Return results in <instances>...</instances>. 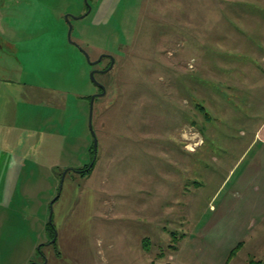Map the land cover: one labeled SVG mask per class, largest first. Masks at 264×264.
<instances>
[{
    "label": "rangeland",
    "instance_id": "obj_1",
    "mask_svg": "<svg viewBox=\"0 0 264 264\" xmlns=\"http://www.w3.org/2000/svg\"><path fill=\"white\" fill-rule=\"evenodd\" d=\"M254 14L264 0H0V126L15 129L25 159L63 130L65 158L79 160L52 204L59 236L41 247L51 260L228 264L238 243L229 264L264 255V147L247 149L263 118L226 70L245 60L241 46L264 45L235 32L241 19L254 35ZM92 71L105 94L93 103L95 163L80 173L92 161Z\"/></svg>",
    "mask_w": 264,
    "mask_h": 264
},
{
    "label": "crops",
    "instance_id": "obj_2",
    "mask_svg": "<svg viewBox=\"0 0 264 264\" xmlns=\"http://www.w3.org/2000/svg\"><path fill=\"white\" fill-rule=\"evenodd\" d=\"M253 19L256 24L260 23V29L256 28V26L254 27L256 29L254 35L242 28V25L243 27L245 26L246 21L241 19L239 22L242 25L239 23L240 27L235 32L238 33L240 29L243 36L263 38L264 15L254 14ZM261 42L263 41L261 40ZM256 46H241L238 50L239 59L243 58L245 60L242 64H238L237 68L231 66L226 69L229 70V73L236 70L237 74L233 77L236 80L244 81V84L242 83L243 86L247 85V88L241 93L244 96L242 101L247 103V107L252 113L250 117H260V120L263 118V120L255 124L257 126L252 132L253 136L247 149L253 143H259L264 147V113L263 115L257 114L258 110H263L264 112V69L263 67L255 66L251 62V60L259 61L260 59L264 64V45ZM1 49L3 48L0 44V51ZM230 61L232 60L230 59ZM222 73L223 75L228 74V72ZM237 85L240 86L241 83ZM237 91L238 94L240 89L238 88ZM6 103H9L7 97L0 95V123L4 122V116L2 115H5ZM260 103L262 104L260 105ZM65 139L63 130L56 131L53 129L49 136L45 134V140H43L41 145L34 146L35 151H41L39 156L35 158L34 154L31 158L25 159V156L29 155L14 151L15 147L21 142L20 137L15 133V129L6 132L0 126V166L3 160L6 161V163L4 162V174L1 176L5 183L0 187V199H4L7 204L8 198H16L13 205H8V208L5 204L0 203V264H58L54 262L55 259L51 260L47 252L41 247L54 244L51 243L54 236L50 238L51 232L48 233L46 222H49L47 219L49 217V205L54 199L52 197L54 195L58 196L53 202L54 205L57 203L59 196L61 197V193L59 195L57 193L60 188L62 175L69 170L67 168L77 169L79 165V160L74 159L71 165L65 158L66 153H68ZM88 147L86 145L85 150L88 151ZM41 154L44 157H40ZM85 155L89 157L86 152ZM83 159L87 161V158ZM7 172H9L8 177H6ZM23 173L25 174L23 183L27 184L22 183L23 185L19 186L18 181ZM66 173L62 181L61 192L64 188ZM33 183L36 184L34 185ZM81 193L83 194V191ZM23 197L28 199V203L22 201ZM52 209V218H54L55 206L53 208L52 205ZM24 215L26 216L22 217ZM55 227H58V225L56 226L55 224ZM55 229L57 230V228ZM58 236L59 234L56 231L55 242ZM196 254H203V252L197 250ZM59 257H57V260ZM76 261L80 263V258H77ZM246 261L247 264H264V255L253 254L248 256ZM91 264H94V262L92 261Z\"/></svg>",
    "mask_w": 264,
    "mask_h": 264
},
{
    "label": "water",
    "instance_id": "obj_3",
    "mask_svg": "<svg viewBox=\"0 0 264 264\" xmlns=\"http://www.w3.org/2000/svg\"><path fill=\"white\" fill-rule=\"evenodd\" d=\"M89 11H90V8H88L87 14L89 13ZM70 31H71V26H69V32H70ZM74 45H75V44H74ZM103 56H105V55H102V56H101L96 62H92V63L89 62L90 65H94V64L98 63V62L103 58ZM108 56H109V55H108ZM109 58H111V64H110V66H109L105 71H100V72H106L107 70H109V69L112 68V65H113L114 60H113V58H112L111 56H109ZM94 74H95V71H92V72L90 73V77H91L93 83L101 89V93H100V94H94V95H92V96L90 97V100H89V104H90V106H89V115H88V125H89L90 133H91V135L93 136V151H94V157H93L92 161H91L90 164H89V168L91 167V165H92V164L94 163V161H95V154H96V150H97V141H96L95 136H94L93 127H92V122H91L92 114H93V103H94L95 98H97V97H99V96H103V95L105 94V88H104V86L100 85L98 82L95 81V79H94ZM65 172H66V171H65ZM65 172L63 173L62 178H61L60 189H61V186H62V181H63L64 175H65ZM59 191H60V190H59ZM56 199H57V196L54 197V199L51 201L50 206H49V207H50V213H49V217H48L49 222L52 221V211H53V209H52V204H53V202H54ZM55 237H56V234L54 235V238L51 240V243H54V242H55Z\"/></svg>",
    "mask_w": 264,
    "mask_h": 264
},
{
    "label": "trees",
    "instance_id": "obj_4",
    "mask_svg": "<svg viewBox=\"0 0 264 264\" xmlns=\"http://www.w3.org/2000/svg\"><path fill=\"white\" fill-rule=\"evenodd\" d=\"M90 97H91V96H88L87 100H90ZM89 151H90V153H91V156H90L89 161H91L92 158L94 157L93 144H91V146H90V148H89ZM89 163H90V162H89ZM89 163H88L86 166H84L82 169L79 170L80 173H81L82 171H85V169L89 167ZM94 163H95V162H94ZM94 163L91 165V167L89 168V170H88L87 173L90 172V170L92 169ZM47 225H48L49 230L51 231L50 238H53V236H54V230H55V229H54V225H53L51 222H48ZM171 235H172V238H175V237H176V235H174V233H172ZM241 245H242V243H238V244H237V245L231 250L230 255H229V260H230V259L233 257V255L236 253L237 248H238V247L240 248ZM175 249H176V248H175ZM152 264H154V263H152ZM226 264H227V263H226Z\"/></svg>",
    "mask_w": 264,
    "mask_h": 264
},
{
    "label": "flooded vegetation",
    "instance_id": "obj_5",
    "mask_svg": "<svg viewBox=\"0 0 264 264\" xmlns=\"http://www.w3.org/2000/svg\"><path fill=\"white\" fill-rule=\"evenodd\" d=\"M108 59L110 60V61H109V65H110L111 58H108ZM99 62H100V61H99ZM99 62H98V63H99ZM98 63H97V64H98ZM109 65H108V66H109ZM108 66H107V67H108ZM107 67H106V68H107ZM96 71H98V70H96ZM100 93H101V89L97 86V92H96V94H100Z\"/></svg>",
    "mask_w": 264,
    "mask_h": 264
}]
</instances>
